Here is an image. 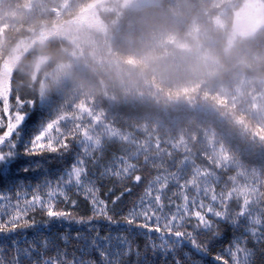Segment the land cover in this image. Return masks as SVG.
I'll return each mask as SVG.
<instances>
[{"label":"snow or ice","instance_id":"1","mask_svg":"<svg viewBox=\"0 0 264 264\" xmlns=\"http://www.w3.org/2000/svg\"><path fill=\"white\" fill-rule=\"evenodd\" d=\"M99 117L0 93V264H264V176L186 167Z\"/></svg>","mask_w":264,"mask_h":264},{"label":"trees","instance_id":"2","mask_svg":"<svg viewBox=\"0 0 264 264\" xmlns=\"http://www.w3.org/2000/svg\"><path fill=\"white\" fill-rule=\"evenodd\" d=\"M93 1L0 0V75L5 58L20 42L72 19ZM226 1L157 0L139 6L122 1L115 10L101 12L115 39L114 55L134 66L141 80L135 74L134 81H126V76L77 71L74 88L50 95L47 105L54 112L60 105L69 111L73 102L88 96L107 115L106 124L118 131L134 125L142 142L151 139V151L144 152L150 156L178 163L189 157L191 167L207 166L214 152L223 150L234 164L264 176L259 140L264 143V121L247 110L250 95L264 93V27L251 36H235L238 7ZM218 17L224 27L216 26ZM195 29L207 36L203 47L213 56L209 64L179 48L193 44ZM72 52L73 46L60 38L37 44L13 72L14 94L40 103L44 77L69 62ZM239 88L249 92L246 97L239 96ZM133 135L126 146L136 150Z\"/></svg>","mask_w":264,"mask_h":264},{"label":"rangeland","instance_id":"3","mask_svg":"<svg viewBox=\"0 0 264 264\" xmlns=\"http://www.w3.org/2000/svg\"><path fill=\"white\" fill-rule=\"evenodd\" d=\"M122 1L128 6H139L154 3L157 0H95L73 17L72 19L58 22L39 34L23 40L20 42L11 53L5 58L2 64L0 75V93L11 92L14 94L12 88V76L15 68L23 59V57L32 50L37 44L46 42L53 38H60L68 41L73 46V52L69 62L59 65L55 70L49 72L42 82L41 102L51 101L50 95H65L71 88H74L73 78L77 71L97 73L100 75L117 76L123 79L126 76V81H134L133 75L137 76L135 67L127 65L118 60L114 55L115 39L110 34L107 24L103 21L101 12L113 11ZM227 0L234 8L238 7L235 14V36H251L259 29L264 27V5L259 0ZM68 6V5H66ZM65 6V7H66ZM216 26H225V21L221 17L215 19ZM194 35L191 37L192 45L179 44V48L188 51L190 54H195L200 62L204 61L209 64L213 62V56L203 47L207 36L201 30L195 29ZM138 80L141 77L137 76ZM78 85V84H77ZM144 84L140 83V88ZM131 87V86H127ZM136 90H140L136 84H132ZM140 92V91H138ZM239 96L246 97L247 93L242 88L237 90ZM76 94V93H75ZM248 113L252 114L258 119L264 121V93L255 92L250 95ZM241 98V99H242ZM73 108L69 111L82 112L85 116L89 113L94 117H99V126H107L111 131L117 134V138H125L126 142L133 139L135 142L134 148L139 149L142 153L151 151L153 144L151 139H144L142 142L139 137L138 128L134 125L127 126V130L118 131L114 126L106 124L104 121L107 115L93 107V101L88 96L78 99L73 102ZM210 110V109H209ZM59 111H66L64 105L59 106ZM147 125V124H146ZM148 127V126H147ZM146 128V127H143ZM141 129V128H140ZM144 132V130H142ZM264 147L262 139H259ZM158 143V140L155 141ZM211 144L215 142L211 138ZM223 151V150H221ZM220 151V152H221ZM215 157L218 156L217 151L214 152ZM158 157V156H157ZM186 167H191L192 159L189 157L183 162Z\"/></svg>","mask_w":264,"mask_h":264}]
</instances>
